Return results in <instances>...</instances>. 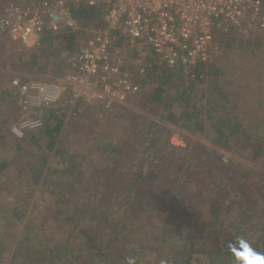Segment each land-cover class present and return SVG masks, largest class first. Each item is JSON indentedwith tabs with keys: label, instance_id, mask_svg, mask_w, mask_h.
I'll return each instance as SVG.
<instances>
[{
	"label": "trees",
	"instance_id": "16d2710c",
	"mask_svg": "<svg viewBox=\"0 0 264 264\" xmlns=\"http://www.w3.org/2000/svg\"><path fill=\"white\" fill-rule=\"evenodd\" d=\"M72 13L80 24L93 27L98 25L101 10L77 7ZM224 29L235 31L227 25ZM78 38L74 34H46L40 47L30 52L27 62L23 56L14 58L15 66L19 69L31 63L28 65L35 66L36 73H42L46 69L40 66L41 57L45 56L51 57L50 63L65 65L62 55L75 51ZM246 44L257 49L252 39ZM211 70L217 79L223 76L221 67H216L214 62L198 65L187 73L182 67L173 70L150 67L138 81L142 91L151 87L146 100L140 102L141 107L151 113L159 112L158 109L163 113L171 111L165 113L167 123L191 134L198 133L224 151L245 156L253 163L264 162L263 137L245 128L237 114L225 113L229 101L216 100L226 95L220 83L207 81V72ZM193 90L201 92L200 97L195 94V100ZM259 90L264 97V86ZM3 93L5 100L18 101L17 94ZM261 103L264 106V100ZM175 106L179 114L172 113ZM66 114L65 104L48 107L39 112L42 127L25 132L22 140L14 142L9 135H0V147L7 153L5 158L0 154V195L6 189L13 199L12 202L0 200V237L6 225L25 218L27 211L21 196L30 194L24 190L25 195H18L22 187L34 186L31 193L38 190V196L50 192L49 200L43 199L40 225L24 220L17 239L11 240L10 246L0 240V264H110L111 248L132 226L144 224L150 217L170 223V227L150 226L159 231V238L168 242L169 247L164 260L157 264H248V260L256 257L264 261V187L257 212L248 210L244 200L252 169L240 170L233 161L225 165L219 156H211L207 148L200 149L198 155H191L189 148L169 152L161 144L164 125L149 121L143 123L144 142L134 159L125 151V141L122 149L97 148L90 155L84 144L79 146L83 150L77 148L73 153L57 145ZM76 127V131H81L79 124ZM242 142L251 143L252 150H241ZM97 155L101 156L96 159ZM192 177L198 180L197 184L190 182ZM262 183L264 178L259 181ZM202 188H205L206 200ZM36 197L32 196V206ZM107 197L109 201L103 207L102 200ZM192 199L202 202L198 214L189 208ZM96 205L110 215V220L107 218L101 228L93 217ZM49 225L61 234V241L39 248L33 237L46 235ZM96 228L99 230L95 231ZM95 235L100 239L97 244ZM142 250L138 245L133 256L122 254L112 264H139L141 260L136 255L141 256Z\"/></svg>",
	"mask_w": 264,
	"mask_h": 264
},
{
	"label": "built area",
	"instance_id": "2783aa9c",
	"mask_svg": "<svg viewBox=\"0 0 264 264\" xmlns=\"http://www.w3.org/2000/svg\"><path fill=\"white\" fill-rule=\"evenodd\" d=\"M77 7L100 9L97 26L73 18ZM247 37L264 35L263 0H38L7 3L0 10V38L39 48L46 34L79 36L74 52L64 55L65 71L46 76L17 73L9 80L22 118L11 134L42 127V109L68 106L67 118L82 107L99 109L101 118L116 106L127 107L141 92L138 81L150 67L190 72L213 64L215 39L223 26ZM129 51L127 58L124 52ZM52 70V65H50ZM171 143L174 142L171 139ZM224 152V151H223ZM229 155V154H228ZM224 162L226 156H219Z\"/></svg>",
	"mask_w": 264,
	"mask_h": 264
},
{
	"label": "rangeland",
	"instance_id": "374dc122",
	"mask_svg": "<svg viewBox=\"0 0 264 264\" xmlns=\"http://www.w3.org/2000/svg\"><path fill=\"white\" fill-rule=\"evenodd\" d=\"M11 1H21L24 4H34L38 0H0L2 4L0 5V10ZM221 32L222 33H219L215 39L216 56L214 58V65L218 68L221 67L223 76L220 77V79H217L215 72L211 70L210 72H207L209 78L207 81H213L217 84L220 83L222 86L221 91L226 96L220 95L223 97H217L216 100L219 103H223L222 98L229 101V105L226 106L227 108H224L225 113L228 116H232V114L235 116L237 114L245 128L251 130L252 134L263 137L264 139V106H262L261 103V101L264 100V97L263 92L259 90L264 86V80L259 79L260 77L264 79V35H260V33H258L254 28L251 29L247 37L242 36L236 30L228 32L222 28ZM248 39L256 41L257 49L248 47L246 44ZM35 49L31 48L29 45L12 43L9 40L0 39V135H9L14 142L18 140L13 138L14 136L11 134V130L13 126L16 125L22 118V112L19 105V99L17 102L13 99L8 101L5 100L7 97L3 92L10 91L9 80L17 73L46 76L49 72L61 73L65 71L62 70L60 72L63 66L65 67V65H62L63 63H50L48 60L51 57L49 56L47 59L46 56L41 57L40 66H43L46 69V71L42 73H36L34 71L36 70V67L28 65L31 63H27V66L25 64V67L19 66V69H17L14 58H20L23 56V61L27 62L28 60L26 59H28L30 52ZM21 52L23 54L20 56ZM64 55L65 54L62 55V59ZM124 55L128 58L130 56L129 51L124 52ZM51 64L53 65L52 70L50 69ZM31 70L35 73H32L33 71ZM149 89L151 90V87H149ZM150 90H141V92L136 96V99L128 104L127 107L116 106L112 109V112L107 113L101 118L98 117V113H101L100 110L94 109L90 106L82 107L80 113L77 114L76 117L67 118L68 106L66 103L62 102V104H65L67 107V114L63 128L57 138V145L65 146L74 153L77 148L83 150V147L79 146L85 144L88 148L89 154L93 155L96 153L97 148L101 149L105 147L106 149H109L116 146L122 149V142L125 141L124 149L125 151H129V155L134 159L138 155L140 147L144 142L143 123L148 121L161 123L165 127V135L161 140V144L167 151L172 152L176 149L186 150L189 148L191 149V155L194 153L198 155L200 149L207 148L210 150L211 156H213V154H215L216 157L220 155L226 156L224 162L220 160L225 165L229 164V161H233L239 166L240 170H243L244 167L252 169L250 180L247 182V191L244 200L247 203L246 205L248 210L252 209L253 212H257V209H260L259 199L261 198V190L264 187V183L259 184V181L264 178V162L253 163V161L249 160L245 156H240L237 153H231L226 150L224 151V149L217 147L212 142H209L206 137H203L198 133L191 134L167 123L165 121L166 114L171 111H165L166 114L163 113L161 109H158L159 112L157 113L146 111V109L141 107L140 102L143 99L146 100V94ZM11 94L16 95L14 92H11ZM167 94L168 93H164L163 96L165 97ZM191 94L193 95L192 97L194 100L197 99L195 94L198 97L201 96V92L199 90H196L195 92L193 90ZM172 113L179 114V108L175 106V110H172ZM11 115L14 117L12 118ZM2 121L7 122L1 123ZM78 124L80 125L81 131H76V129H78L76 125ZM138 126H140L141 129L138 128ZM78 132L80 133L79 135ZM171 139L176 146L171 143ZM240 144L241 150H252L253 145H251V143L242 142ZM0 154L3 158L7 156L6 150L1 147ZM100 156L101 155H97L95 158L97 159ZM205 157L206 156H204V158ZM122 160L123 159L121 158L120 164H122ZM228 168H230V166ZM47 175L48 174H46V176ZM191 181L195 184L198 183V180L193 177L190 178V182ZM1 187L5 186L2 184ZM20 190L22 191L17 192L18 195H25L24 190L30 194L21 196V198H23L22 200H25L23 204H25L27 213L23 221H15L14 223H11L12 225H6L5 232L2 233L0 237L1 243L6 246H10L11 240L17 239L19 230L22 228V224H24V220H27L34 225H40L43 220L42 207L45 205V201L43 199L47 201L49 200V191L46 194L42 193L43 196H38L40 194L38 190L35 191V193H31L35 190L34 186L22 187ZM70 191H72V189H70ZM204 192L205 188H202L201 193L204 200H206L207 197ZM33 195H36L37 197L35 199L36 203L32 206ZM109 198H104L105 201L102 200L103 207H105L104 204H107ZM0 200L2 202L13 201L11 194L8 193L6 189H4L1 193ZM191 202L192 204H188L189 208L194 209L196 214H198L199 206L202 202L194 199H192ZM99 205L101 206L102 204ZM97 206L98 205L94 207L95 211L93 217L96 220V224L100 225L101 228L107 223V218L110 220V215L105 212L104 208H99ZM156 224H161L162 227H170V223H168L165 219L158 220L154 217H150L145 220L144 224L132 226L127 234L124 235L122 240L111 248L112 255L109 261L110 264L114 263L118 257L122 256V254L127 257L133 256L138 245L143 249L140 251L141 256L136 255V257H139V260H141L139 264H157L158 262L163 261L169 247L167 244L168 242H164L162 238H159V231L152 230L150 228L151 225ZM172 224L173 223H171V225ZM46 230V235H37L36 237H33V242L39 248H48L56 242L61 241V234L55 231V227L49 225ZM97 230L99 229L96 228L95 231ZM157 237L159 238L158 241L154 242ZM99 240L98 235H95L96 244ZM5 258L6 257L3 259L4 261Z\"/></svg>",
	"mask_w": 264,
	"mask_h": 264
},
{
	"label": "clouds",
	"instance_id": "9594fccd",
	"mask_svg": "<svg viewBox=\"0 0 264 264\" xmlns=\"http://www.w3.org/2000/svg\"><path fill=\"white\" fill-rule=\"evenodd\" d=\"M248 264H264V261H261L260 258L256 257L251 260H248Z\"/></svg>",
	"mask_w": 264,
	"mask_h": 264
},
{
	"label": "crops",
	"instance_id": "0c3cea01",
	"mask_svg": "<svg viewBox=\"0 0 264 264\" xmlns=\"http://www.w3.org/2000/svg\"><path fill=\"white\" fill-rule=\"evenodd\" d=\"M0 5H2L1 2H0Z\"/></svg>",
	"mask_w": 264,
	"mask_h": 264
}]
</instances>
